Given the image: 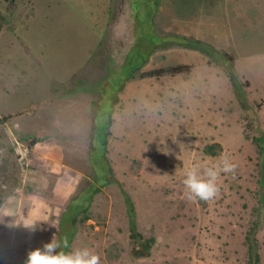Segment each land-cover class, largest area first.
<instances>
[{
    "label": "rangeland",
    "instance_id": "rangeland-1",
    "mask_svg": "<svg viewBox=\"0 0 264 264\" xmlns=\"http://www.w3.org/2000/svg\"><path fill=\"white\" fill-rule=\"evenodd\" d=\"M148 32L210 54L160 48L125 80ZM179 65L189 72L150 76ZM43 102L0 126V264L58 238L74 205L88 210L69 251L100 264H248V236L264 264V0H0V119ZM222 157L234 177L189 200L185 173ZM129 200L147 257L133 254ZM11 216L46 223L9 228Z\"/></svg>",
    "mask_w": 264,
    "mask_h": 264
},
{
    "label": "trees",
    "instance_id": "trees-1",
    "mask_svg": "<svg viewBox=\"0 0 264 264\" xmlns=\"http://www.w3.org/2000/svg\"><path fill=\"white\" fill-rule=\"evenodd\" d=\"M148 5V4H147ZM152 5V4H151ZM151 5H148L146 10L151 15L152 12L154 13V9ZM137 18L140 20V15H137ZM142 22V21H139ZM173 45H182L187 48L197 49L204 53H209V49L205 47L200 41L188 39L186 37H162L157 35L154 32L142 33L141 36L138 37L137 42L131 48V50L126 55L124 60V65L122 68L125 69V80L132 79L135 77L136 73L141 70V68L149 61L151 55L160 48H168ZM127 68V71H126ZM190 67L187 65H179L171 67L170 69L166 70H159L156 72H151L150 76H161L163 73H170V74H181L189 72ZM47 106V102H43L40 105L29 106L24 110H20L16 113L10 114L5 116L4 118L0 119V126L3 125L7 121L16 120L22 116L33 115L37 113L41 108ZM111 105L109 110V121L108 126L110 127L111 121ZM109 130V128H108ZM42 138L36 136L31 140L29 146L33 148L38 143L42 142ZM215 145H210L205 148V153L211 156L217 155V152L214 150ZM218 146H220L218 144ZM87 197H90L87 196ZM90 201V199H89ZM129 211L131 215V238L135 243L139 244V247L133 249V254L139 257H147L150 255V249L153 246L154 239L153 238H145L139 231L136 222V215L135 210L132 202L129 200ZM88 207H83L79 205H74L71 207V211L65 213L62 222L60 224V229L58 232L57 240L62 241L65 237H67L69 247L63 249L64 251H69L71 243L73 241V236L75 233V227L77 223V215L81 212H87ZM248 248H249V261L248 264H260L261 257L258 250V245L256 244V239L252 236H248Z\"/></svg>",
    "mask_w": 264,
    "mask_h": 264
},
{
    "label": "clouds",
    "instance_id": "clouds-1",
    "mask_svg": "<svg viewBox=\"0 0 264 264\" xmlns=\"http://www.w3.org/2000/svg\"><path fill=\"white\" fill-rule=\"evenodd\" d=\"M236 167L237 165L228 157H222L217 165L190 168L182 180L186 197L189 200L199 199L206 202L215 199L219 194L218 180L221 174H231L234 177ZM11 217L14 219L6 224V227H23L34 231L40 222H45L38 219ZM3 223L4 217L0 218V224ZM68 247L67 237L59 241L54 235L51 242L43 244L42 248L28 252L25 264H100L99 255L89 248H75L67 252L63 250Z\"/></svg>",
    "mask_w": 264,
    "mask_h": 264
}]
</instances>
